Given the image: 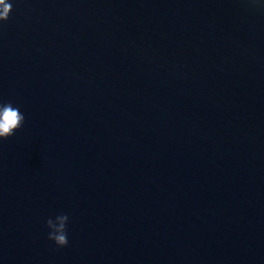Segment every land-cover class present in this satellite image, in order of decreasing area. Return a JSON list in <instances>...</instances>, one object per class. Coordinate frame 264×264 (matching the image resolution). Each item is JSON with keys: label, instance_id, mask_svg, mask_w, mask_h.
Listing matches in <instances>:
<instances>
[{"label": "water", "instance_id": "1", "mask_svg": "<svg viewBox=\"0 0 264 264\" xmlns=\"http://www.w3.org/2000/svg\"><path fill=\"white\" fill-rule=\"evenodd\" d=\"M8 2L0 264H264V0Z\"/></svg>", "mask_w": 264, "mask_h": 264}, {"label": "clouds", "instance_id": "2", "mask_svg": "<svg viewBox=\"0 0 264 264\" xmlns=\"http://www.w3.org/2000/svg\"><path fill=\"white\" fill-rule=\"evenodd\" d=\"M12 11V5L8 0H0V21H7ZM25 122V116L11 103L0 104V139H8L20 129ZM69 217L66 214L58 215L55 221L49 219L47 226L51 229L48 238L59 247L69 244L67 235V223Z\"/></svg>", "mask_w": 264, "mask_h": 264}]
</instances>
